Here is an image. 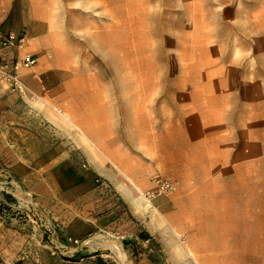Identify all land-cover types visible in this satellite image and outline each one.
Masks as SVG:
<instances>
[{"label": "rangeland", "instance_id": "rangeland-1", "mask_svg": "<svg viewBox=\"0 0 264 264\" xmlns=\"http://www.w3.org/2000/svg\"><path fill=\"white\" fill-rule=\"evenodd\" d=\"M5 1L50 100L0 109V264H264V0Z\"/></svg>", "mask_w": 264, "mask_h": 264}, {"label": "crops", "instance_id": "crops-1", "mask_svg": "<svg viewBox=\"0 0 264 264\" xmlns=\"http://www.w3.org/2000/svg\"><path fill=\"white\" fill-rule=\"evenodd\" d=\"M9 12L10 4L5 0L0 1V61L13 63L15 61L22 60L27 55L36 59V64L33 67L21 68L18 71V74L25 86L29 88V90H31L33 93L39 95L40 102L38 103L40 105L43 103L47 105V101L50 100L47 90L48 88H50V86L47 81V69L44 64L45 58L42 53L43 42L36 36H32L31 38H29V40H27V42H23L21 45H18L16 42H14L12 46L3 47L2 43L8 39V35L10 33L11 34L9 36H13L16 41L19 37V34L13 33V31L8 33L7 30L5 31V29L3 28V24L7 20ZM19 97V95L13 93L10 90L9 86L4 80L1 79L0 76V109L6 107L8 103L14 104L16 102H19L20 100L23 102L26 101L25 98L21 99ZM81 178L84 181L86 179L85 177ZM78 184H80V182H78Z\"/></svg>", "mask_w": 264, "mask_h": 264}, {"label": "built area", "instance_id": "built-area-1", "mask_svg": "<svg viewBox=\"0 0 264 264\" xmlns=\"http://www.w3.org/2000/svg\"><path fill=\"white\" fill-rule=\"evenodd\" d=\"M16 42L21 45L24 42V38H20L17 41L13 36H9L7 40L2 43L3 47L12 46ZM36 64V59L27 55L22 60L15 61L13 63L0 61V76L1 79L6 82L10 90L20 96H27V87L21 80L18 71L21 68H31ZM152 183H154V188L144 192L146 200L150 201L161 195H166L171 193L175 187L176 182L173 180L165 179L159 175L151 176Z\"/></svg>", "mask_w": 264, "mask_h": 264}, {"label": "bare ground", "instance_id": "bare-ground-1", "mask_svg": "<svg viewBox=\"0 0 264 264\" xmlns=\"http://www.w3.org/2000/svg\"><path fill=\"white\" fill-rule=\"evenodd\" d=\"M111 62V61H110ZM109 63V62H108ZM115 71V70H114ZM110 75V74H109ZM113 77V76H112ZM62 108V107H61ZM55 111V113L57 114V118L60 120L59 123L63 122L67 125H69L70 127H72L74 130H75V134L78 136V141L81 145H85L87 147H94V143L92 142V140L87 136V134L85 132L82 131V129L80 127H78L77 123L75 124L73 122V120L70 118V116L63 112L61 109L59 108H54L53 109ZM52 112V111H51ZM54 114V112H53ZM55 114V115H56ZM49 115V114H48ZM52 117V116H51ZM55 117V116H54ZM55 121H57L56 117L54 119ZM77 122V121H76ZM92 137V136H91ZM222 167V166H221ZM121 177V176H120ZM127 179V180H126ZM125 180L128 181L129 179L127 177H125ZM129 184V183H128ZM133 188L136 190L137 194L138 195H142L141 191L135 186V185H132ZM142 189V188H141ZM129 194V193H128ZM131 198V197H130ZM132 200L136 201L135 204H137L138 202V198L135 197V198H132ZM149 206V205H148ZM174 231V230H172ZM175 235L177 234L176 231H174ZM101 240L107 245L109 246L113 251V253L115 254V257L118 258V260H120V262L122 264H125L126 263V255H125V252L123 250V247L122 245L111 239L110 237L108 236H100ZM188 254L191 255V252L188 251ZM198 263V262H197Z\"/></svg>", "mask_w": 264, "mask_h": 264}, {"label": "trees", "instance_id": "trees-1", "mask_svg": "<svg viewBox=\"0 0 264 264\" xmlns=\"http://www.w3.org/2000/svg\"><path fill=\"white\" fill-rule=\"evenodd\" d=\"M84 180H82V178H80L79 179V181L78 182H83ZM11 201H12V199L11 198H9ZM140 238H145V239H149V237L147 236V235H144V234H140ZM75 256H77L78 257V254L77 255H75ZM98 264H106L103 260H101V259H99L98 260Z\"/></svg>", "mask_w": 264, "mask_h": 264}]
</instances>
